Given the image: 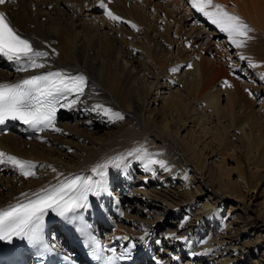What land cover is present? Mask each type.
<instances>
[{
	"label": "bare ground",
	"instance_id": "obj_1",
	"mask_svg": "<svg viewBox=\"0 0 264 264\" xmlns=\"http://www.w3.org/2000/svg\"><path fill=\"white\" fill-rule=\"evenodd\" d=\"M227 1L214 0L215 3L227 6L229 10L232 7ZM229 1L235 9L234 12H229L239 14L244 21L250 22L264 35V0ZM99 2L100 0H8L5 5H0V11L7 13L12 25L21 35L31 39L38 50L49 53L46 61H41L45 63L44 68L27 71H17L18 66L14 62L0 57V83H11L54 67H60L68 73L81 71L89 78V88L82 103L63 111L56 121V127L62 129L61 132L50 129L30 141L10 133L0 135V151L33 161L37 165L34 176L24 177L10 164H0L3 167L0 170L14 171L12 178L5 177L6 187L0 185V208L23 200L22 193L31 195L68 176L79 173L92 175L91 169L96 164L144 146L149 152L159 154L157 158L167 162L168 170L156 165L154 171H145L139 160L127 157L121 168L110 167L107 175L108 191L100 197H90V200L94 199L101 205L111 197H115L120 205L126 204L127 209L122 206L120 217L111 234L127 238L136 235L139 240L148 239L149 246L157 254L153 264H181L182 259L178 252L189 255L191 262L187 261V264H264V214L260 210L254 211L250 205L264 185V112L258 114L254 111L251 101L237 87L221 84L220 81L228 77L227 69L223 65H212L204 57L196 61L194 57L183 53V50L176 54V61H169L167 49H163L164 45L160 40H149L148 31L155 32L157 26L147 23L144 17L146 10L150 7L149 10L154 12L156 5H160L174 14L180 11V15L182 12L192 14L188 0H105L108 7L125 22L109 20L104 16ZM126 3L127 7L124 6ZM137 3L141 9H134V4ZM33 5L35 10H32ZM93 13L109 20L108 25L99 22L102 28H109L108 32L102 35L99 25L94 27L95 16L80 20L83 15L86 17ZM162 15L168 18L167 13ZM171 21L176 26H184L185 32L190 27H201L198 25L201 23L199 18L190 27L187 26L188 29L185 28L184 19L178 22L176 17H172L169 22ZM132 24L137 28H133ZM113 25L139 31L142 40L133 35L123 41L117 40L111 34ZM221 33L218 32L217 35ZM184 36V39L176 42L177 46L191 49V37H187V34ZM215 38L217 40L218 37ZM146 41L150 46L159 47V54L150 50ZM162 42L172 46L171 41L164 39ZM136 52L143 57L145 63L144 67L134 71L132 65H127L137 62ZM262 56L263 58L259 55L261 67H255L257 75L255 73L254 77L258 80L264 77V53ZM188 64L192 67L186 68L184 79L179 78L178 71H171ZM242 69L240 66L238 71L241 72ZM142 73L155 78L153 86L149 85L146 89L134 84L135 78ZM165 80H169V84ZM171 83L174 88L180 85L183 92L177 88L171 89ZM197 87L200 92L192 93L194 88L197 92ZM161 89L166 92H161ZM251 89L250 95L257 91L255 87ZM222 93L226 103L220 108ZM161 94L165 96L161 97ZM97 103L122 113L124 119L109 122L106 117L90 110ZM198 103L202 105L204 112L192 113L195 110L194 105ZM185 107L189 116L183 118L185 123L192 124L190 128L193 130L187 129L185 137L178 138L171 132V117L169 114L168 118L165 115L169 111L184 110ZM235 107H240L241 116L236 115ZM213 117L216 118L214 128L208 126ZM220 118H225L232 129L246 138L247 152L250 153L249 156L246 155L245 161L231 158L235 161L237 183L230 181L231 173L224 163L233 156L229 152H240L242 145L236 139H231L228 127L220 124ZM180 128L185 130V124H180ZM195 128L200 129L199 134L210 138L217 145L220 158V170L217 173L205 165L208 155L206 151L210 155H213V151L194 134ZM100 132H104L103 138L100 137ZM77 136L85 137L83 139L88 144L77 146L72 142ZM140 140L143 144L139 143ZM63 153L67 155L62 157ZM247 165L256 168L257 173L254 175L248 171ZM121 180H124L126 189L120 191L119 186L118 190H113L115 184ZM240 183L246 188V201L242 200L237 188ZM144 198L146 203L143 205L139 200ZM156 203L160 205L158 213H154ZM263 203L264 199L261 204ZM149 204L154 211L148 210ZM130 210H135V215ZM138 213L143 215V219L136 217ZM149 216L151 220L147 218ZM167 217H172L173 220L167 221ZM161 219L166 221L164 224L167 226L160 231V236L165 239V243L169 241L165 247H175L174 251H157L162 239L155 237L157 231L154 225ZM205 223L213 225V230L209 228L205 232ZM157 227L159 226L156 229ZM233 232H236L235 237H232ZM169 252L174 254L169 257Z\"/></svg>",
	"mask_w": 264,
	"mask_h": 264
},
{
	"label": "snow or ice",
	"instance_id": "obj_2",
	"mask_svg": "<svg viewBox=\"0 0 264 264\" xmlns=\"http://www.w3.org/2000/svg\"><path fill=\"white\" fill-rule=\"evenodd\" d=\"M7 2L8 0H0V5H5ZM188 3L220 32L225 33L229 42L236 48H243L247 41L252 39L249 33L253 29L238 14L227 11L224 5L215 3L214 0H188ZM99 7L109 20L125 22L108 7L105 0H100ZM131 26L137 28L135 24ZM48 56L47 51L38 50L30 39L19 34L7 13L0 11V57L14 62L18 66L17 71H27L44 68L45 63L41 61H46ZM240 59L243 60L245 57L241 56ZM187 67L191 68L192 65L188 64ZM178 70V68L171 69L173 72ZM224 84L231 87L228 81H224ZM87 87L86 75L71 74L64 70L30 75L15 83H0V125L9 120L21 121L38 131L51 129L61 132L62 129L56 127L58 110L75 107L84 96ZM90 110L106 117L109 122L124 119L122 113L102 103L93 105ZM158 155L140 146L126 154L109 157L102 163L96 164L91 169L92 175H72L31 195L22 193L23 200L0 208V241L11 242L14 237H18L29 244L40 245L48 250V245L43 240V227L49 212H54L59 217L72 222L77 218L78 212L90 207V196L100 197L108 191L107 175L110 167L121 168L127 157H135L142 163L145 171H154L156 165L168 170L167 162L158 159ZM5 163L19 170L24 177L35 175L34 169L37 166L35 162L0 151V164ZM53 171L56 170L53 168ZM80 230L84 231L83 228ZM109 251L111 255L105 257L106 264H120L131 256L130 248L119 252L112 248Z\"/></svg>",
	"mask_w": 264,
	"mask_h": 264
},
{
	"label": "rangeland",
	"instance_id": "obj_3",
	"mask_svg": "<svg viewBox=\"0 0 264 264\" xmlns=\"http://www.w3.org/2000/svg\"><path fill=\"white\" fill-rule=\"evenodd\" d=\"M128 2L130 3V1H128ZM227 3H230L231 7H232V8H230L227 11L234 12L235 9H234L233 4L229 0L227 1ZM246 4L248 5V2H246ZM127 5H128L127 3H126V5L124 4L125 7H127ZM134 6H135L134 9H141V8H139L140 6H139L138 3L134 4ZM225 7L227 9V6H225ZM162 8H163V10H162ZM149 9H150V7L146 10L147 12H145V14H144L145 16L144 17H145V19H146L148 24H154L157 27H156V31L155 32L153 30H151V31L149 30L148 31V33H149L148 38H149V40L151 38L152 39L155 38L158 41L160 40L159 42L162 45H164L163 49H165V50L167 49L166 50L167 52L166 51L165 52L169 56H171V58H169V56H168V60L169 61H171V60L173 62L176 61L178 59V58H176L178 56V55L176 56V54H179V53L184 51L183 53L194 57L196 59V61H199L201 58L204 57L203 59L209 60L210 63H213L212 65H218V64L223 65L227 69V76L228 77H226L225 80L222 79V81H220L221 84H224V81H228V83L231 86L237 87L238 91H240L241 94L243 93L244 95H246V97L251 101L252 106H253L252 108L254 109V111H256L258 114H259V112H261V113L264 112V106H263L264 105V79H262V77H261V79L258 80L257 78L254 77L255 73L257 75V72L255 71V70H257V68H255V67H261V65H260L261 63H260V60H259V55L263 58L262 54L264 53V35H262V33H260L261 32L260 30H258L250 22H248V21L246 22V20H245V22L253 29V31L251 33H249V35L252 37V39L247 41L246 45L243 48H236L234 45H232L229 42V40L227 38V35L225 33H223V32L220 34L221 36L217 35L218 31H213V29H210V28L208 29V27H206L205 24H202V23H200V24H202V25H200L201 27H190V25H192V23L194 21V19H191L192 18V14L190 12H182L181 15L182 14L183 15L181 16L179 14L181 11L180 12H175V14H174L173 12H169L166 8L164 10V6H160V5H156V9L154 10V12L150 11ZM162 13H165V14L167 13L168 14V18H166L167 16L164 17V15H162ZM169 15H170V17H169ZM90 16L91 17H94V16L96 17L95 19H93L94 22H95V26L94 27H97L99 25L98 29L100 30L102 35L109 31V28H107V26H104V28H102L103 26H100L99 22H101V23L103 22L104 23L103 25H105V24L108 25V23H109V20L104 19L100 15H95L94 13L92 15H88L86 17H85V15H83L82 17H80V20H82V19L83 20L90 19L91 18ZM172 17H176V20L178 19V22H180V20L184 19L185 20L184 25H186L185 28L188 29L187 26L190 27L188 29V31L185 32L184 26H181L180 24L178 26H176L173 23V21L169 22V20H171ZM113 28H114V30L111 32V34H112V36L116 37V39L119 40V41H121V40L123 41V39H127V38L131 37L132 35L134 37L136 36V38H139L140 40H142L141 37H140V32L139 31L129 30V29L123 27V26L115 27V25H113ZM168 29H170L169 32H168ZM164 32L168 33V35L166 36V34ZM154 34H155V36H154ZM186 34H187V37L188 36L191 37L189 42L191 44V49L192 50L190 48H187L186 46H185L186 48L182 49L181 47L177 46V44H176V42L179 39H181V38L184 39L185 38L184 35H186ZM163 35H164V37H163ZM159 36H160V38H159ZM165 36H166V38H165ZM216 36L218 37L217 40H215ZM255 38H257L258 40L255 39ZM164 39H166L167 42L171 41L172 42V46L169 47L168 43L165 44L164 42H162V40H164ZM202 44L204 45V47H201ZM146 45H148L147 41H146ZM148 48L150 50H152L153 52L155 51V54H159V47H155L153 45H151V46L148 45ZM194 48H195V50H193ZM180 50H183V51H180ZM135 56H136L135 58H137V62H135L133 64L128 63L127 67H130L132 65L131 68L134 67V71H137V70L141 69L142 67H144V63L145 62H144L143 57L142 56L140 57V55L137 52L135 53ZM173 56H174L175 59L173 58ZM200 56H202V57H200ZM241 56H244L245 59H243V60L240 59ZM124 61H126V60H124ZM124 61H123V63H124ZM222 62H224V64ZM253 64H254V66H253ZM233 66H236V68L234 69ZM240 66H241V68L244 69V70L242 69L241 72L238 71L240 69ZM186 68H187V66H185V65H182V66L179 67V70H178V73L180 75L179 78H181V77L183 78L184 77ZM140 75L138 77H136L135 81H134V84L136 86H138V87L144 86L145 88L146 87L148 88L149 85L153 86L154 83L156 82L155 78L153 76H150V75H147V74H144V73H142ZM254 78H255V80H254ZM160 82H162V80H160ZM165 83L169 84V80H165ZM170 85H172L171 89L175 90L177 88V90H179L180 92H183V90H181V88H180V85H177V87H175V88L173 87L174 86L173 83H171ZM252 86L257 88V91L250 95V93L252 92L251 88H253ZM195 89L196 88H194V90H192V93L195 92V94H197V93L200 92L199 88H198L199 90L197 89V92L195 91ZM160 91L161 92H166L164 89H161ZM152 92H154V89H152ZM163 96H165V94H161V97H163ZM225 103H226L225 95L222 93L221 96H220V100H219V107L222 108L225 105ZM160 104H161V102H159V105ZM194 106H195V110L192 111V113L193 112L194 113L197 112L198 114H201V113L204 112V110H202V107H201L202 105L200 103H198L197 105H194ZM187 111H188V109H187V107H185L184 110L169 111L167 113V115H165V116H167V118H168V114L171 117V120H170L171 132L174 135H177L178 138H182L183 136L185 137V134L190 129L193 130V128H190L192 124L191 123L189 124L188 122L185 123L186 120H184V118L186 116H189ZM234 112L236 113V115H240L241 116V114H242L240 107H235L234 108ZM206 114L209 115V112L206 111ZM210 117H212V116H210ZM215 123H216V118L213 117L211 119L210 125H208V126H210V127L213 126V128H214ZM221 123L225 124L228 127L227 131H228V135L231 136V139H236V141L240 142L239 144L242 145L241 149H239L240 152L236 151V153H233L232 151H230L229 153H232L233 156H231L230 158L225 160V163H224L225 164V168L227 170H229L230 173H231L229 175L230 181L237 183V178H236V173L237 172H235V167L236 166L234 165L235 164L234 162L236 160L245 161L246 160L245 159L246 155L249 156L250 153L247 152L246 138H243L240 133H238L237 131L232 129L230 127V123L227 120H225V118H220V124ZM180 124H185L186 129L182 130L180 128ZM187 129H188V131H187ZM104 132H106V131H104ZM104 132H100L99 133V134H102L100 136L101 138H103V133ZM199 132H200V129L195 128L194 134L199 139H201L203 142L207 143L208 146L210 147V149L213 151V153H212L213 155H210V152L206 151L208 153V155H210V156L207 155V157L205 159L206 160L205 161V165L212 172L217 173L220 170L219 169L220 158H218L219 156H218V153H217V151H218L217 150V145L210 138H209L210 139L209 140V139L206 138V136H203L202 134H199ZM99 134H98V136H99ZM83 138H85V137H78V136L74 137L72 139V142L75 143L77 146L82 145V144L87 145L88 142H86V140H84ZM244 142H245V144H244ZM139 143L143 144V141L140 140ZM61 151L65 152L63 150H61ZM65 155H67V154L63 153L62 157L65 156ZM231 158H235L234 159L235 161L231 160ZM247 169H248V171H250L254 175L257 173L256 172V168H254L252 165H249L247 167ZM12 175H13V173L8 174V175L0 176V178H1L0 179V185H2V187H6V181L7 180L5 181V179L6 178H8V179L12 178L14 176V175L13 176ZM205 182H206V180H205ZM240 184H237V188L239 189L240 196L243 198L242 200L245 199L244 201H246V198H244V195L247 196L246 188L243 187V184H241V185ZM214 188L216 189V187H214ZM263 193H264V185L261 186V191H260V194L258 195V197L255 200H253L252 203H250V205L253 208V210L254 211H259L260 210L259 212H261V214H264V203L261 204L262 200L264 199V194ZM136 199L138 200L140 198H136ZM137 200H134V201L137 202ZM152 202H150V204H153ZM139 203L144 205L146 203V198L141 199V201L139 200ZM150 204H149L148 210L149 211H154L155 210L154 213H156V212L158 213L159 212L158 208H160V205L156 203L157 205L155 207H157V208H154V210H153V208L150 207L151 206ZM130 213L132 215H135V210L130 211ZM136 217L139 218V219H143V215L139 214V213L136 214ZM172 217H167V221H169V219L173 220ZM147 218H149V220L152 219L150 216L147 217ZM165 222L166 221H164V219H161L157 223H155V225H154L155 226L154 227L155 230L157 231V229H159V231L157 232V236L160 234V231L165 228L164 226H167V225L164 224ZM157 225L159 227H157V229H156ZM173 226H175V224H173ZM204 227H205L204 228L205 232H207V231H209V228L212 231L213 230L212 228L214 226L213 225L209 226V223H205ZM235 236H236V232H233L232 237H235ZM182 250H185V249L182 248ZM179 256L181 257L182 260L189 257V255L185 254V253H179ZM182 256H183V258H182ZM187 261L191 262V259L188 258L186 261H184V263L187 264ZM194 262H196V260H194Z\"/></svg>",
	"mask_w": 264,
	"mask_h": 264
}]
</instances>
